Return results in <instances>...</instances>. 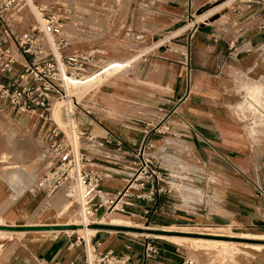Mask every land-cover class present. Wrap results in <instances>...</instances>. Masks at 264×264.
Instances as JSON below:
<instances>
[{
    "label": "crops",
    "instance_id": "obj_1",
    "mask_svg": "<svg viewBox=\"0 0 264 264\" xmlns=\"http://www.w3.org/2000/svg\"><path fill=\"white\" fill-rule=\"evenodd\" d=\"M216 1L191 0V12ZM122 2L130 5L127 18L132 15L133 30L137 26L151 31L164 29L170 21L183 18L189 6V0ZM235 2L224 14H210L213 16L210 21L200 23L187 33L172 59L163 47L158 53H143L140 65L146 61L154 64L147 70L151 76L141 77V86L130 81L135 69H129V65L134 58L116 57L110 61L121 67L83 97L106 93L104 89L117 88L120 82L133 85L127 91L113 93L115 105H111L110 112L114 120L107 118L108 124L94 114L99 102H91L88 107L81 104L77 115L80 128L96 137L93 142H84L83 147L111 157L120 156L123 160L117 167L104 164L110 173L103 179L102 187L111 194L125 185L124 174L132 161V153L118 152L114 143L99 148V141L119 137L126 149H134L142 143L144 125L152 119H164L181 133L180 137H151L156 143L152 152L155 163L168 175L171 190L160 197L154 215L149 216V224L143 216L144 202L124 212H114L104 218L103 224L92 225L90 238L101 242L98 250H113L120 258L129 255L133 264H181L187 255L167 237L186 238L181 234L190 232L172 228L206 226L246 232L251 239H264V126L253 125L247 116L256 113L237 106L242 98L239 85H257L252 88L253 94L264 88V29L261 28L264 0ZM138 4L144 5V10ZM22 31L25 30L17 32ZM173 31L167 30L166 36H171ZM130 51L137 52L133 48ZM253 105L264 114L262 107ZM173 110L176 113H171ZM0 121L4 127L13 128L17 135L27 137L14 144L34 148L27 166L32 177L41 172L46 142L38 129V121L12 111L0 114ZM8 145L7 141L0 140V154L7 151ZM12 165L3 164L0 169V215L6 223L36 225L38 222L24 217L29 212L35 215L40 209H44L41 219H52L49 224H67L63 222L65 216L71 222L72 211L65 207L63 189L47 193L29 188L28 192L27 187L22 194H16L7 179L8 171L14 168ZM15 194L17 199H13ZM5 203L13 209V216L7 215L8 211L2 207ZM62 210L64 213L57 217L55 213ZM101 215L102 211L97 218ZM115 219L125 223L113 224ZM72 232L67 229L51 230L50 234L15 232L21 235L24 248L14 253L13 264H49L55 260L67 264L72 259L82 262L83 246H69L78 234ZM3 236L11 235L0 234ZM149 241L158 245L159 252L144 260ZM258 252L256 264H264V249Z\"/></svg>",
    "mask_w": 264,
    "mask_h": 264
},
{
    "label": "built area",
    "instance_id": "obj_2",
    "mask_svg": "<svg viewBox=\"0 0 264 264\" xmlns=\"http://www.w3.org/2000/svg\"><path fill=\"white\" fill-rule=\"evenodd\" d=\"M24 11L33 15V21L27 30L17 32L13 25ZM69 11L67 3L0 0V107L38 121L46 152L44 171L32 190L52 193L63 189L65 207L72 211L73 221L67 224H80L82 212L87 215V226L103 224L105 217L124 212L140 202H144L143 216L149 224V216L154 215L160 197L171 190L168 175L155 163L152 152L156 143L151 137H180L181 133L164 119H152L144 125V139L134 149H126L119 137L99 141V148L114 143L118 152L132 153V161L124 174L125 185L112 194L103 189L102 181L110 173L104 164L117 167L123 160L120 156L111 157L83 147L84 142H93L96 137L81 131L77 120L81 104L71 92V80L83 79L99 69L101 60L95 59L104 52L70 49V42L63 34V14ZM58 103L62 123L54 116ZM100 211L102 215L97 218ZM91 239L76 234L70 240V247L83 246V259L82 262L72 259L67 264H133L129 255L120 258L113 250H98L101 242ZM158 252L156 243L147 242L144 260ZM49 264L62 263L55 260ZM181 264L198 263L185 256Z\"/></svg>",
    "mask_w": 264,
    "mask_h": 264
},
{
    "label": "rangeland",
    "instance_id": "obj_3",
    "mask_svg": "<svg viewBox=\"0 0 264 264\" xmlns=\"http://www.w3.org/2000/svg\"><path fill=\"white\" fill-rule=\"evenodd\" d=\"M45 2H50L54 4L60 3H67L68 13H64L63 15V23L68 24L67 29L63 28L64 37L70 42L71 50H87V49H98L104 52L102 56L96 58L95 60L99 61V65L105 63L106 61L112 58H125V59H133L132 63L129 65V69H135L134 74L131 75L130 81L133 82L135 86H141V77L151 76V73H148L147 70L154 64H151L149 61H146L140 65L143 61L142 54L149 55V53H158L161 50V47L166 48L168 52V57L172 59L175 53L179 50L178 44L181 43V40L186 37L187 33H190L195 26L199 25L202 22H207L211 20V17L208 13H223L230 9L231 7L235 6L236 0L231 2L228 6H220L222 2L225 0H218L213 4H210L199 11H192L191 15L196 17H201L199 22L195 24L194 27H186L184 30L179 32L178 34H173L174 32L178 31L179 29L184 28L186 25L191 22V17L189 12L183 18H176L170 23L166 24L164 29L160 30H153L150 29H141L137 26V30H133L131 21L132 15L127 18L128 13L130 12V5L122 2V0H40ZM225 3V2H224ZM222 3V4H224ZM221 4V5H222ZM140 10H144V5L138 4L137 5ZM130 9V10H129ZM211 13V14H212ZM215 14V15H216ZM214 15V16H215ZM208 18V19H206ZM33 21V15L29 12L24 11L23 14L21 13L20 16L17 18V21L14 22L13 28L14 30L21 31L27 30L29 28L30 22ZM139 22H143V20H139ZM75 27V28H74ZM175 30L173 31L172 35L167 37V30ZM69 30V32H68ZM141 31V33H140ZM135 49L137 52L133 53L130 49ZM133 53V54H132ZM93 60V62H96ZM145 74V75H144ZM257 85L255 84H244L239 85L238 92L242 91V98L239 102H237V106L241 107L242 109H249L255 115L247 116V119L253 121V125L264 126V114L260 112L256 106L253 104L256 103L260 107L264 109V88L259 90L256 94H253L252 88ZM133 85L120 82L117 88H107L104 89L106 93H98L96 95H89L80 101V104L86 105L87 107L89 104L100 103L98 106L95 105V112L94 114L97 118L103 121L105 124H108L107 118H114L110 112L111 105H115V100L113 93L117 92L116 90L127 91ZM76 96V95H75ZM244 96V97H243ZM247 96V97H246ZM77 97V96H76ZM92 102V103H91ZM254 102V103H253ZM81 108V105L79 106ZM79 108V109H80ZM90 109V108H89ZM9 112L8 109L0 107V114H5ZM81 131L85 132V129L81 128ZM22 141L26 140V136L23 134L17 135V132L13 130V128L4 125L0 121V140L7 141L9 144L6 150L10 151L12 145L15 142H19V139ZM10 146V147H9ZM28 146V145H27ZM33 148V147H31ZM10 149V150H9ZM3 150V149H2ZM34 150V148H33ZM1 151V149H0ZM13 155V153H12ZM7 159L3 162H0V169L1 165L3 164H13L12 161ZM11 162V163H10ZM15 164V163H14ZM13 164V165H14ZM13 169L9 170L7 173L8 181L11 186L14 188L16 194H22L26 188L28 187V192H30L29 188H32L31 184L37 179V177L43 172L44 170V162L42 165L41 172L38 171L33 177L30 174V168L26 165V168L15 167L19 164H15ZM9 167V166H8ZM23 171H19L22 170ZM1 171V170H0ZM20 173L23 172L27 176H23V183L25 184L26 181L28 182V186L21 185L12 178V174L14 172ZM27 180H26V179ZM16 182V183H15ZM22 182V181H21ZM13 195V199H17V195ZM11 208V207H10ZM13 209L11 208V211ZM9 212V211H8ZM44 209H40L36 212L35 215L33 213H28L25 215L26 218L28 215L32 214V217L29 218L31 222H42L47 223L52 221V219L45 217V219H41V215L43 214ZM50 216V213L47 214ZM67 215V214H65ZM40 217V219H39ZM60 219L59 221H61ZM109 220V218L107 219ZM73 221V220H71ZM63 222L70 223L68 217L64 218ZM92 228V226H89ZM78 229V228H77ZM76 229V230H77ZM178 231H186V232H202L203 234H221L223 233L225 237H251L250 234L246 232H236L234 230H226V229H211L206 226H192L186 228H172ZM80 231V229H78ZM81 232V231H80ZM206 232V233H205ZM210 232V233H209ZM74 233L73 235H75ZM80 235H84L78 233ZM177 234V233H175ZM247 234V235H243ZM183 236H188L186 238L178 239L176 236H172L170 241L177 243L180 247H182L183 252L185 255L192 257L197 261L198 264H256L259 263L258 260V250L264 249L262 244H264V239H256L257 241L254 243H245V242H237V241H228L229 243L226 244H210L209 243H196L187 234H181ZM170 237V236H169ZM260 238V237H255ZM21 235L20 234H13L11 236H4L0 237V264H13L14 253L17 249H23L24 244L21 242ZM178 239V240H176ZM251 239V238H249ZM257 243V244H255ZM223 245V246H221Z\"/></svg>",
    "mask_w": 264,
    "mask_h": 264
},
{
    "label": "bare ground",
    "instance_id": "obj_4",
    "mask_svg": "<svg viewBox=\"0 0 264 264\" xmlns=\"http://www.w3.org/2000/svg\"><path fill=\"white\" fill-rule=\"evenodd\" d=\"M225 1H224L225 3L222 2L224 4L221 3L222 5L220 4V6L218 8H220L222 6H227L228 3H230L232 0H225ZM211 13L212 12H209L208 15L210 16ZM221 14H223V13H220L219 16ZM208 15H206V16H208ZM206 16H204V17H206ZM203 18L196 17V16H193L192 15L191 16V22H189L188 25H186L182 29H179L178 31L174 32L173 34H178L182 30H184L186 27H194L195 24L197 22H199ZM67 27H68V24H65L64 25V28L67 29ZM68 32H69V30H68ZM123 64H124L123 66L126 65V63H123ZM120 67H121V64H119V63H113L110 60L106 61L105 63H103V64L100 65V68L99 69H96L93 72H90L83 79H72L71 80L72 81V84H71V92L74 95H76L79 100H81L91 89L100 86L109 76H111V74H114L116 72V70L118 68H120ZM256 108H258V107L256 106ZM258 110L261 111V109H259V108H258ZM54 116L56 117V119L59 122L62 123L63 114H62V112L60 110V103H58L56 105V108L54 110ZM33 152H34V150L30 146H27V145L24 146L22 144H13L10 151L7 150L5 153L0 154V162H3L4 160L6 161L8 159L9 161H12L13 164L14 163L15 164H19L18 166H16L14 164L15 167H20V168L25 167L26 168V165L25 164H27V162L29 160V156ZM12 153H13V155H12ZM19 171H23V169L22 170H19ZM11 174H12V178L14 179V181H16L17 184L19 183L21 185V187L23 185H25V184H26L25 186H28V182L27 181H26L25 184L23 183V176H27V175H25V173H23V172L17 173L15 171L14 173H11ZM2 207H4L6 209V211H9L7 215L10 214L11 216H13L15 214L13 210L11 211V208H10V206H9L8 203H5V205L2 206ZM62 213H64V210H62L61 212H56L55 215L57 217H60L62 215ZM82 215H83V218L79 222L80 224H78L79 226L77 228L80 229V231L82 232V234H85V236L87 238H90V235L93 233V228L87 226V222H88L87 215L85 213H83V212H82ZM30 217H32V214L28 215L25 218V220L28 219V218H30ZM112 222H113V224H117V225H120V224L125 223V222H122L119 219H115ZM109 223H111V220H110ZM0 225H15L16 226V225H21V224H8V223H6L3 220V218L0 215ZM25 225H28V224H25ZM36 225H52V224H49V223H44V224L37 223ZM78 229L75 230L74 232H72L71 230H69V231H71L72 233H81ZM51 230H56V229L24 230V231H8V230H2V229H0V234H2V235H13L15 232H19V233L23 234V233H25L27 231H35V233H39V234H50L51 233ZM192 233H200V234H203L202 232H199V231L198 232H192ZM211 235H224V234L221 233V234H211ZM190 237H192L190 239H192L196 243H201V244L202 243H209V245L210 244L211 245L212 244H226L227 245L229 242L228 241H225V240H230V239H213V238L193 237V236H190ZM167 238L170 239L171 237H167ZM176 240H178V239H176ZM230 241H232V240H230ZM245 243H249V242H245ZM221 246H223V245H221Z\"/></svg>",
    "mask_w": 264,
    "mask_h": 264
},
{
    "label": "water",
    "instance_id": "obj_5",
    "mask_svg": "<svg viewBox=\"0 0 264 264\" xmlns=\"http://www.w3.org/2000/svg\"><path fill=\"white\" fill-rule=\"evenodd\" d=\"M191 0H189L188 12L190 17L191 15ZM79 225L72 224H52V225H0V229L8 231H24V230H41V229H77ZM190 236L193 237H204V238H213V239H230L237 242H249L254 243L256 239H249L246 237H225L223 235H211V234H200V233H190Z\"/></svg>",
    "mask_w": 264,
    "mask_h": 264
}]
</instances>
